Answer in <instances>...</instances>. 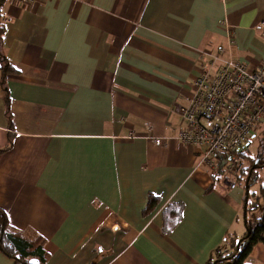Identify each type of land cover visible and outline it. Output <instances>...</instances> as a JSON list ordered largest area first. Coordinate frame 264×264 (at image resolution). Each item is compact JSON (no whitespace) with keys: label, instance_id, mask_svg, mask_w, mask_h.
I'll list each match as a JSON object with an SVG mask.
<instances>
[{"label":"crops","instance_id":"1","mask_svg":"<svg viewBox=\"0 0 264 264\" xmlns=\"http://www.w3.org/2000/svg\"><path fill=\"white\" fill-rule=\"evenodd\" d=\"M263 18L264 0H5L0 211L10 228L42 239L45 264L230 255L252 225L249 189L228 188L176 139L179 109L207 52L262 64ZM173 203L180 219L166 230ZM0 264L13 261L0 251ZM244 264H264V243Z\"/></svg>","mask_w":264,"mask_h":264},{"label":"built area","instance_id":"2","mask_svg":"<svg viewBox=\"0 0 264 264\" xmlns=\"http://www.w3.org/2000/svg\"><path fill=\"white\" fill-rule=\"evenodd\" d=\"M13 1L31 5L36 0ZM254 30L264 40V18ZM227 43L232 45L233 39ZM224 54L223 47L206 53L191 95L179 109L185 127L176 139L199 148L200 165L212 175L219 173L222 183L233 189L244 164L241 151L264 123V59L257 69L249 70ZM150 139L156 145L165 142Z\"/></svg>","mask_w":264,"mask_h":264},{"label":"trees","instance_id":"3","mask_svg":"<svg viewBox=\"0 0 264 264\" xmlns=\"http://www.w3.org/2000/svg\"><path fill=\"white\" fill-rule=\"evenodd\" d=\"M5 0H0V9ZM2 34V27L0 25V36ZM245 149L241 151L244 156V164L238 175V181H242L246 191L252 184L254 179V170L264 166V162H259V157L251 158L245 154ZM221 167V165H219ZM221 172V170H220ZM260 195L264 201V180L259 186ZM156 197L150 196L144 212H148L152 208ZM167 211V212H166ZM166 230L171 225L175 224L180 219L181 204H170L166 210ZM232 238L227 237V242H232ZM258 243H264V209L263 214L255 219L251 228H248L246 233L240 240L233 244V251L230 255L220 257V264H244V259L248 256L253 246ZM0 251L12 259L13 264H31L30 260H35L37 264H45V255L42 250V239L40 237H26L19 232L13 230L8 225L6 216L0 211Z\"/></svg>","mask_w":264,"mask_h":264},{"label":"rangeland","instance_id":"4","mask_svg":"<svg viewBox=\"0 0 264 264\" xmlns=\"http://www.w3.org/2000/svg\"><path fill=\"white\" fill-rule=\"evenodd\" d=\"M245 154L251 158L259 157V162H264V123L260 124L259 130L253 131L252 137L248 145L246 146ZM254 179L255 181H253L252 184L249 186L250 209L248 213L249 217L247 219V224L250 225L252 223L249 228L253 226L252 220L255 217H259L263 214L264 201L259 192V184L262 183L264 180V167H259L258 169L254 170ZM237 184L239 186L244 187L242 181L237 180Z\"/></svg>","mask_w":264,"mask_h":264},{"label":"water","instance_id":"5","mask_svg":"<svg viewBox=\"0 0 264 264\" xmlns=\"http://www.w3.org/2000/svg\"><path fill=\"white\" fill-rule=\"evenodd\" d=\"M31 264H37L35 260H30Z\"/></svg>","mask_w":264,"mask_h":264}]
</instances>
